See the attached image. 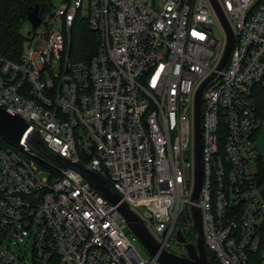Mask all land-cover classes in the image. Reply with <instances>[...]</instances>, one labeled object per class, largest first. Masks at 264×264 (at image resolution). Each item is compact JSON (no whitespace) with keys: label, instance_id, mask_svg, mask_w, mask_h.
<instances>
[{"label":"built area","instance_id":"1","mask_svg":"<svg viewBox=\"0 0 264 264\" xmlns=\"http://www.w3.org/2000/svg\"><path fill=\"white\" fill-rule=\"evenodd\" d=\"M38 15L18 58L0 56V106L102 177L168 251L195 204L218 264H264V0H47ZM75 19L96 42L87 58L68 54ZM35 155L0 142V264H161L131 246L116 203L71 167L40 174Z\"/></svg>","mask_w":264,"mask_h":264},{"label":"water","instance_id":"2","mask_svg":"<svg viewBox=\"0 0 264 264\" xmlns=\"http://www.w3.org/2000/svg\"><path fill=\"white\" fill-rule=\"evenodd\" d=\"M219 12L218 8L214 6ZM39 4L32 3L26 13V18L31 26L35 27L39 21ZM226 44L218 63L220 67L227 56L232 43L231 34L226 27ZM205 78L198 86L194 96V182L191 192V200L195 201L200 184V141H199V93L205 83ZM0 136L9 140L20 148L26 146L28 150L35 152V157L40 162H51L62 167H71L78 171L85 180L94 186L110 202L116 203V207L125 218L126 224L131 232L142 242L150 254H156V260L161 264H212L209 260L201 236V217L199 208L195 204L189 207L192 227L195 231L194 242L186 241L179 229L175 230V240L185 249L184 254L168 251L156 241L147 231L143 223L136 214L127 206L125 201L120 200L119 194L114 191L109 184L95 172L83 167L76 161H71L58 153H54L45 148L36 129L30 128L19 114L10 113L0 106ZM254 143L259 155L264 163V122L260 125ZM260 193L264 197V185L260 188Z\"/></svg>","mask_w":264,"mask_h":264},{"label":"trees","instance_id":"3","mask_svg":"<svg viewBox=\"0 0 264 264\" xmlns=\"http://www.w3.org/2000/svg\"><path fill=\"white\" fill-rule=\"evenodd\" d=\"M37 2L39 4L38 13L46 7L47 0H0V56L10 59H17L23 45L27 42L28 34L22 32L21 27L27 20L26 13L28 7ZM96 42L92 32L86 26L84 20L75 19L70 28L68 44V54L73 58H87L95 49ZM0 142L12 145L9 140L0 136ZM259 178L264 182V163L259 157L258 161ZM186 215L179 216V222H185ZM185 240L194 239L192 228H186L182 232ZM207 256L212 264H218L212 254L207 251Z\"/></svg>","mask_w":264,"mask_h":264},{"label":"rangeland","instance_id":"4","mask_svg":"<svg viewBox=\"0 0 264 264\" xmlns=\"http://www.w3.org/2000/svg\"><path fill=\"white\" fill-rule=\"evenodd\" d=\"M50 3H51V5L56 6L59 3V0H50ZM21 30L24 33H27L28 31L31 30V24L28 20H26L23 23ZM37 165L41 169L40 174H44V175L48 174L49 167L46 164L37 160ZM178 220L175 222L176 226L179 224ZM127 238L129 240V243L131 244V246L134 248V250L137 252V254L140 257H142V258L149 257V251L147 250V248L142 244V242L132 232H127ZM168 241H169V248L170 249H172L173 251L178 252V253L179 252L185 253V249L183 248V246H181V248H179L180 246L178 245V243L177 242L175 243L174 241H172L171 237L168 238Z\"/></svg>","mask_w":264,"mask_h":264},{"label":"flooded vegetation","instance_id":"5","mask_svg":"<svg viewBox=\"0 0 264 264\" xmlns=\"http://www.w3.org/2000/svg\"><path fill=\"white\" fill-rule=\"evenodd\" d=\"M178 245L180 246L179 248H181L182 245L181 244H178Z\"/></svg>","mask_w":264,"mask_h":264}]
</instances>
